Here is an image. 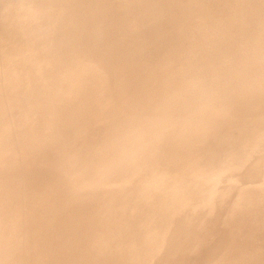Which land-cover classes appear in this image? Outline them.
Instances as JSON below:
<instances>
[{
    "label": "bare ground",
    "instance_id": "6f19581e",
    "mask_svg": "<svg viewBox=\"0 0 264 264\" xmlns=\"http://www.w3.org/2000/svg\"><path fill=\"white\" fill-rule=\"evenodd\" d=\"M147 1L165 32L153 45L141 37L135 53L151 47L158 51L153 62L98 78L70 115H89L94 128L81 146L65 143L74 125L56 122L50 147L22 161L25 172L40 167L25 190L31 227L23 233V264H171L181 251L192 257L177 264H264V0ZM62 65L50 62L58 72L52 91L81 75L62 79ZM9 97L0 91V148L10 137L14 152L32 128L20 127L30 118H21L15 99L2 100ZM244 139L253 140L236 153ZM14 163L13 153L0 156V179L12 175ZM45 181L59 185L65 201L43 189ZM8 223L1 215L0 229Z\"/></svg>",
    "mask_w": 264,
    "mask_h": 264
},
{
    "label": "rangeland",
    "instance_id": "374dc122",
    "mask_svg": "<svg viewBox=\"0 0 264 264\" xmlns=\"http://www.w3.org/2000/svg\"><path fill=\"white\" fill-rule=\"evenodd\" d=\"M158 4L162 6V10L165 9V1ZM149 6L150 1L147 0H0V91L10 94L7 102L3 98L2 100L8 103L15 99L12 102L19 105L16 109L22 112L21 118H30L29 122L21 123L20 127L32 128L30 133L26 135V132L16 140V151L13 152L14 144L10 142V137L3 139L4 144L0 148V156H10L13 153L15 159L11 168L12 175L0 179V188L5 191L6 197L0 203V217L8 216L9 219L7 228L0 229V250L3 251L1 259L23 264L21 261H26L25 256L29 250L28 239L23 233L31 227V220L26 216L23 205L30 198L25 193L30 185V173L38 171L40 167L31 166L30 171L23 170L25 162L22 161L28 151L35 153L40 145L50 147L51 142L46 139L56 122L74 125L71 139L64 135L65 143L81 146L87 133L94 130L88 127L89 115L70 116L75 113L72 110L78 111L83 105L81 98H87L97 88L100 76L118 78L122 74V67L130 66V63V67L135 69L140 65L147 66L157 56L158 51L151 50V47L143 48L139 55L135 53L137 48L141 49L137 46L141 37L143 44L147 41L153 45L159 39L162 40L161 35L165 32L164 20L155 19ZM109 9L114 11L103 12ZM97 10L102 12H96ZM121 20H124L126 28L123 25L118 27ZM99 21L106 22L107 26L98 28ZM156 27L161 28L158 36L151 37L149 34L150 38L145 40L147 31L155 32ZM56 59L62 61V68L67 71V78L62 79L70 81L69 76L81 72L78 78L71 80L70 86L66 87L68 89L62 92L48 88L52 84L51 78L58 73L50 66V62H55ZM82 90H86L85 93H81ZM52 93L57 97H53ZM33 102L36 103L30 104ZM64 114L69 116L64 118ZM8 116L15 120L12 114ZM86 127L88 128L84 131ZM62 137L63 135L61 139ZM253 139H244L245 142L242 143L236 140V148L239 149L236 153L248 148ZM18 140L21 141V146ZM229 140L235 139L232 137ZM1 141L2 139L0 143ZM67 157L68 155H61L59 158ZM101 178L105 179L103 176ZM74 179V175L68 176L67 184L71 186ZM225 180L227 179H221ZM41 186L47 192L54 191L55 198L64 200L65 194L56 193L60 189L59 185H47L45 181ZM65 191L74 195L69 188ZM51 197L48 202H52ZM209 202L204 206L205 210ZM10 242L15 243L18 248L9 246ZM182 255L188 256L185 257L186 260L192 257L188 252L181 251L173 256L171 264L182 261ZM70 257L73 261L80 259ZM96 257L102 259L101 251L96 253ZM82 263L89 264V260L84 259Z\"/></svg>",
    "mask_w": 264,
    "mask_h": 264
}]
</instances>
